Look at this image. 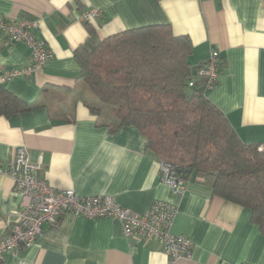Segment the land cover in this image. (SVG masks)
Wrapping results in <instances>:
<instances>
[{
	"label": "crops",
	"instance_id": "0c3cea01",
	"mask_svg": "<svg viewBox=\"0 0 264 264\" xmlns=\"http://www.w3.org/2000/svg\"><path fill=\"white\" fill-rule=\"evenodd\" d=\"M89 7L104 14L86 24L80 15ZM0 16L37 23V38L53 52L44 69L0 82L34 107L0 115L1 162L24 146L39 177L57 190L111 196L140 214L156 201L175 205L172 231L192 242V258L175 264H264V237L250 210L193 178L174 195L143 135L133 126L111 131L118 122L80 79L75 59L91 36L171 25L175 36L191 39L192 64H204L212 49L219 52V81L206 95L243 142L264 145V0H0ZM30 63V49L0 31V76ZM20 204L12 179L1 176L0 238L10 232ZM2 264H169V257L155 241L125 236L118 219L64 213L57 227L45 225L32 245L6 254Z\"/></svg>",
	"mask_w": 264,
	"mask_h": 264
},
{
	"label": "trees",
	"instance_id": "16d2710c",
	"mask_svg": "<svg viewBox=\"0 0 264 264\" xmlns=\"http://www.w3.org/2000/svg\"><path fill=\"white\" fill-rule=\"evenodd\" d=\"M192 52L191 39L175 36L171 25H149L104 39L91 36L75 59L80 79L111 107L118 122L112 132L135 127L147 149L175 164L182 178L209 185L214 195L249 209L264 237V150L239 138L207 97L202 78L189 88V75L203 66L192 64ZM33 108L0 87L1 116Z\"/></svg>",
	"mask_w": 264,
	"mask_h": 264
},
{
	"label": "built area",
	"instance_id": "2783aa9c",
	"mask_svg": "<svg viewBox=\"0 0 264 264\" xmlns=\"http://www.w3.org/2000/svg\"><path fill=\"white\" fill-rule=\"evenodd\" d=\"M103 14L102 9L89 7L81 12L80 20L92 23ZM36 28L37 23L31 20L15 21L0 16V31L9 41L22 42L31 51L30 65L4 71L0 76L1 83L19 75L31 76L44 69L53 57L46 42L37 38ZM222 66L219 52L212 49L203 66L189 75V88L195 86L197 78H202L205 89H213L219 81ZM260 149L264 150V145ZM160 172L162 182L174 195L184 193L186 180L179 175L175 164L161 161ZM4 175L12 179L21 204L10 232L0 238V264L6 254L19 255L22 249L32 245L43 234L45 225L57 227L64 213L93 220L118 219L125 236L137 235L157 242L169 257V264L192 258L191 240L172 231L178 209L169 202L156 201L147 213L140 214L123 207L111 196H82L73 189L57 190L39 177L38 167L33 165L31 155L24 146L13 149L5 163L0 161V177Z\"/></svg>",
	"mask_w": 264,
	"mask_h": 264
},
{
	"label": "water",
	"instance_id": "95a60500",
	"mask_svg": "<svg viewBox=\"0 0 264 264\" xmlns=\"http://www.w3.org/2000/svg\"><path fill=\"white\" fill-rule=\"evenodd\" d=\"M186 94H187L188 96H192V95H193V90H191V89H187V90H186Z\"/></svg>",
	"mask_w": 264,
	"mask_h": 264
},
{
	"label": "rangeland",
	"instance_id": "374dc122",
	"mask_svg": "<svg viewBox=\"0 0 264 264\" xmlns=\"http://www.w3.org/2000/svg\"><path fill=\"white\" fill-rule=\"evenodd\" d=\"M103 106L105 107V109H108L109 111L111 110V107L110 106H107V105H104V104H103Z\"/></svg>",
	"mask_w": 264,
	"mask_h": 264
}]
</instances>
